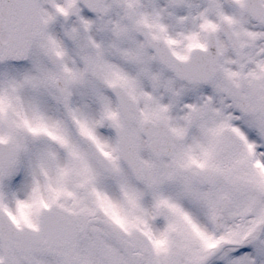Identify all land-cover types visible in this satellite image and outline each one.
I'll use <instances>...</instances> for the list:
<instances>
[{"label":"snow or ice","instance_id":"1","mask_svg":"<svg viewBox=\"0 0 264 264\" xmlns=\"http://www.w3.org/2000/svg\"><path fill=\"white\" fill-rule=\"evenodd\" d=\"M0 264H264V0H0Z\"/></svg>","mask_w":264,"mask_h":264}]
</instances>
